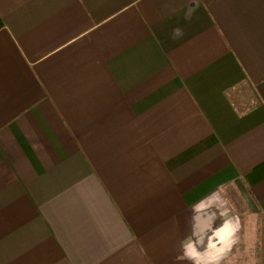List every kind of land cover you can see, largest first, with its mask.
I'll return each mask as SVG.
<instances>
[{
  "label": "crops",
  "instance_id": "crops-1",
  "mask_svg": "<svg viewBox=\"0 0 264 264\" xmlns=\"http://www.w3.org/2000/svg\"><path fill=\"white\" fill-rule=\"evenodd\" d=\"M255 230L264 264V0H0V264H234Z\"/></svg>",
  "mask_w": 264,
  "mask_h": 264
},
{
  "label": "rangeland",
  "instance_id": "rangeland-1",
  "mask_svg": "<svg viewBox=\"0 0 264 264\" xmlns=\"http://www.w3.org/2000/svg\"><path fill=\"white\" fill-rule=\"evenodd\" d=\"M254 225V228H258L257 223H255ZM256 234L257 230L253 232L251 236L252 238L247 240V249L249 250V252L242 255L238 254V258L240 259V261L236 259L234 264H255L256 260H259L258 255H256L255 251H253L254 249L259 247V236H256Z\"/></svg>",
  "mask_w": 264,
  "mask_h": 264
}]
</instances>
